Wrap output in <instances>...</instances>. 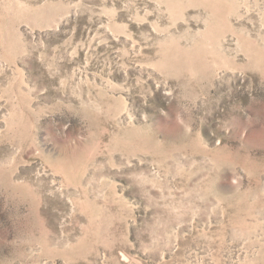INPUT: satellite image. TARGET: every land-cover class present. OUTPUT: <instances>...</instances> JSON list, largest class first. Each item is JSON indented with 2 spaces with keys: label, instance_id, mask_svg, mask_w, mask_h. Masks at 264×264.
<instances>
[{
  "label": "rangeland",
  "instance_id": "obj_1",
  "mask_svg": "<svg viewBox=\"0 0 264 264\" xmlns=\"http://www.w3.org/2000/svg\"><path fill=\"white\" fill-rule=\"evenodd\" d=\"M0 264H264V0H0Z\"/></svg>",
  "mask_w": 264,
  "mask_h": 264
}]
</instances>
